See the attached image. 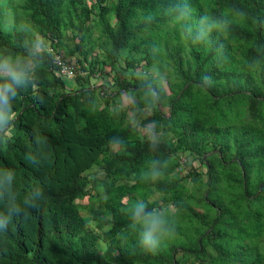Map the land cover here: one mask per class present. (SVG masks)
<instances>
[{
  "label": "trees",
  "instance_id": "obj_1",
  "mask_svg": "<svg viewBox=\"0 0 264 264\" xmlns=\"http://www.w3.org/2000/svg\"><path fill=\"white\" fill-rule=\"evenodd\" d=\"M4 57L0 264H264V0H0Z\"/></svg>",
  "mask_w": 264,
  "mask_h": 264
},
{
  "label": "clouds",
  "instance_id": "obj_2",
  "mask_svg": "<svg viewBox=\"0 0 264 264\" xmlns=\"http://www.w3.org/2000/svg\"><path fill=\"white\" fill-rule=\"evenodd\" d=\"M30 68V65H25L18 69L9 57L0 59V71H3L7 77L3 83H0V131L4 130L8 120L14 115H9L11 112L9 97L16 96L15 85L23 82ZM152 95L156 97V93H152ZM26 158L30 161L32 160L31 156ZM145 175L155 181L161 173L153 164V167ZM13 178L11 171L5 173V179L9 184ZM41 195L42 193L37 190L35 196L38 198ZM25 203L27 204L28 201L26 200ZM9 211L19 214L21 209L19 205L12 203ZM4 226L5 222L0 221V227ZM129 226L134 231H137L141 247L152 254L158 251L162 239L173 238L175 236V230L174 228H170L166 212L164 210H157L156 208L146 211V205L143 202H137L132 206Z\"/></svg>",
  "mask_w": 264,
  "mask_h": 264
},
{
  "label": "built area",
  "instance_id": "obj_3",
  "mask_svg": "<svg viewBox=\"0 0 264 264\" xmlns=\"http://www.w3.org/2000/svg\"><path fill=\"white\" fill-rule=\"evenodd\" d=\"M66 61L68 60L64 59L60 53H55L54 62L56 64V67L58 68V71L68 77L75 76L76 71L72 63H67Z\"/></svg>",
  "mask_w": 264,
  "mask_h": 264
},
{
  "label": "rangeland",
  "instance_id": "obj_4",
  "mask_svg": "<svg viewBox=\"0 0 264 264\" xmlns=\"http://www.w3.org/2000/svg\"><path fill=\"white\" fill-rule=\"evenodd\" d=\"M123 96H124V101H123L124 105H123V106L127 108V107H129V104H130V103H129V97H128L126 94H123V93H122V94L120 95V99H121V100H123ZM130 114H131V113H130ZM142 130H144V129H142ZM188 158L190 159V157H188ZM80 202H81V201H80Z\"/></svg>",
  "mask_w": 264,
  "mask_h": 264
},
{
  "label": "crops",
  "instance_id": "obj_5",
  "mask_svg": "<svg viewBox=\"0 0 264 264\" xmlns=\"http://www.w3.org/2000/svg\"><path fill=\"white\" fill-rule=\"evenodd\" d=\"M14 66H16V62H13ZM0 75H6L3 71H0Z\"/></svg>",
  "mask_w": 264,
  "mask_h": 264
}]
</instances>
